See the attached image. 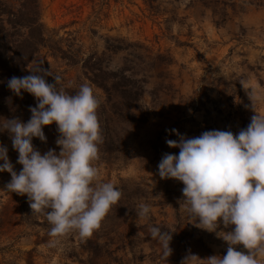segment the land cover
I'll list each match as a JSON object with an SVG mask.
<instances>
[{
	"label": "rangeland",
	"instance_id": "rangeland-1",
	"mask_svg": "<svg viewBox=\"0 0 264 264\" xmlns=\"http://www.w3.org/2000/svg\"><path fill=\"white\" fill-rule=\"evenodd\" d=\"M41 3L45 27L79 62L71 64L57 50L43 47L27 74L41 65L52 73L46 76L49 83L58 74L57 87L71 94L87 83L103 100L106 92L82 68L86 57L96 55L112 82H122L110 84L112 101L118 103L108 106L107 123L99 116L103 143L95 162L101 179L117 185L122 196L91 236L103 253L94 256L86 249L87 239L75 232L50 246L57 238L49 236L46 216L32 213L26 194L8 191L11 174L0 172V264H198L212 255L208 248L214 255L225 254L226 242L190 219L181 201L183 182L161 179L158 164L165 153H179L166 143L178 139L170 129L194 137L213 129L238 133L250 123L255 113L243 85L264 96V0ZM107 39L121 43L123 50L107 49ZM257 110L264 113V99ZM44 132L47 142L33 138V144L42 153L59 152L57 126L45 125ZM0 143L19 171L22 165L7 131L0 132ZM140 203L150 206L148 218L137 219ZM178 216L195 239L190 245L176 243L177 251L165 257L149 229L166 223L173 231ZM237 250L248 251L243 245ZM190 255L196 257L185 260Z\"/></svg>",
	"mask_w": 264,
	"mask_h": 264
},
{
	"label": "clouds",
	"instance_id": "clouds-1",
	"mask_svg": "<svg viewBox=\"0 0 264 264\" xmlns=\"http://www.w3.org/2000/svg\"><path fill=\"white\" fill-rule=\"evenodd\" d=\"M30 70L29 75L7 81L15 95L28 92L36 98L30 119L0 121V132H8L22 168L15 170L8 148L0 143V172L11 174L8 191L26 194L32 213L46 216L49 236L57 238L50 246L55 247L60 237L72 232L81 239L91 237L122 193L117 185L101 179L95 164L103 136L93 88L82 83L71 94L57 87L58 74L56 82L49 83L46 76L52 73L47 69L37 65ZM243 86L255 113L247 127L238 133L207 130L194 137L170 129L178 139L166 143L179 148V153H165L158 164L161 179L183 182L181 201L193 223L227 244L226 253L207 257V264H264V113L257 110L264 96ZM53 123L59 133L55 141L59 152L51 148L42 153L33 138L47 142L44 126ZM135 211L137 219L148 218L151 208L140 203ZM149 231L168 257L172 230L153 225ZM239 245L248 251L237 250ZM191 257L196 255L185 260Z\"/></svg>",
	"mask_w": 264,
	"mask_h": 264
},
{
	"label": "trees",
	"instance_id": "trees-1",
	"mask_svg": "<svg viewBox=\"0 0 264 264\" xmlns=\"http://www.w3.org/2000/svg\"><path fill=\"white\" fill-rule=\"evenodd\" d=\"M110 40H106L107 49L112 51L123 50L121 43H114ZM43 47L57 50L64 58L69 59L71 64L79 62L75 58V53L68 52L59 46L51 36L49 29L45 27L42 21L41 0H0V121L19 118L27 122L30 119L32 115L30 107L36 106V98L28 92H24L22 97L15 95L8 88L7 81L13 76L29 75L26 71L27 66L39 56ZM82 68L86 77L106 92L103 100L98 97L99 107L97 110L98 117L101 115L104 119L108 106L117 108L118 103V101H112L113 95L109 88L110 84L116 85L122 82H112L109 75H106L110 71L104 69L101 65V58H97L96 55L86 57L83 60ZM71 92L74 94L75 90ZM104 120L107 123L106 118ZM53 125L56 124L53 123ZM179 217H176L178 223L172 224L171 254L177 251L176 243L190 245L195 239L194 235L182 228ZM156 225L164 230H171L169 224ZM95 236L98 237L99 235L95 234ZM154 242L160 249H163L158 240L154 239ZM198 242L202 243L203 241L200 239ZM99 247V243H95L91 237L87 238L86 249L92 255L101 256L103 254L99 252ZM207 251L214 255L209 248ZM198 264H207V262Z\"/></svg>",
	"mask_w": 264,
	"mask_h": 264
}]
</instances>
